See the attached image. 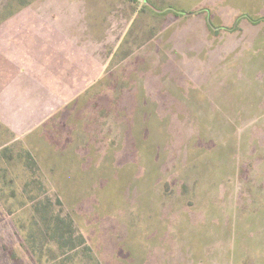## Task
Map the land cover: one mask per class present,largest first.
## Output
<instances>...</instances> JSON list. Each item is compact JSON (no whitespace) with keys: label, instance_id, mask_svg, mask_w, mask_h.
<instances>
[{"label":"rangeland","instance_id":"1","mask_svg":"<svg viewBox=\"0 0 264 264\" xmlns=\"http://www.w3.org/2000/svg\"><path fill=\"white\" fill-rule=\"evenodd\" d=\"M59 1L104 70L25 141L0 124L4 264H38L31 228L50 253L46 198L88 246L54 252L64 264H264V21L185 14L230 26L264 0Z\"/></svg>","mask_w":264,"mask_h":264},{"label":"crops","instance_id":"2","mask_svg":"<svg viewBox=\"0 0 264 264\" xmlns=\"http://www.w3.org/2000/svg\"><path fill=\"white\" fill-rule=\"evenodd\" d=\"M73 9L59 0H33L0 21V124L12 135L8 142L44 131L50 117L60 115L102 76V60L77 38L88 31L77 26ZM197 9H203L198 13H206V20L208 9ZM0 216L1 231L3 202Z\"/></svg>","mask_w":264,"mask_h":264},{"label":"trees","instance_id":"3","mask_svg":"<svg viewBox=\"0 0 264 264\" xmlns=\"http://www.w3.org/2000/svg\"><path fill=\"white\" fill-rule=\"evenodd\" d=\"M33 0H26L25 4L24 2L20 5H17L16 8L12 9L8 14L2 16L0 18V21L8 16L9 14L13 13L14 11L30 4ZM200 11H203V9L199 10H195V11H191V12H188V13H185V14H191V13H197V12H200ZM242 17H245L248 21H250L251 23H259V22H262L264 21V16H261V17H257V18H254L250 15H247V14H244V15H238L236 17V19L234 20V22L230 25V26H219V25H214L211 21V19L209 17H207L206 19V23L208 25V27L213 30V31H233V30H236L238 28V24H239V21ZM44 201H47L50 206H52V203H51V200L49 198H46V199H36L32 202L33 204V209L36 213H39L41 212L42 214L41 215H44L42 216V218L40 217V221L42 223V227H43V224L45 225V229L46 231H48V235H49V238L51 239V244L50 243H45L46 244V247H47V250L50 252L48 255H46L45 259H43V248L41 246V249H38L36 248L37 247V244L35 243V239L32 238V240L30 239L31 237H36V231L33 230V228H31V232L26 234L24 233V239L27 241V244L29 246V249H30V252L32 253V255L34 256L36 262L38 264H55L54 262H57L58 259H59V264H64V260L63 259H60L58 258V256H56L54 254V252L56 253V251H58V253L66 250V249H69V250H73V249H76L77 246H85V248L88 246L86 245V241L84 239V237L79 234V233H74L73 229H72V223L71 221L69 220V227H70V230H69V233L67 235L64 234V231H63V224H64V220L66 219L65 217H62L58 212H55L53 211V208L51 209H48L45 205H44ZM24 200L20 199L19 201V205L20 206H24ZM59 199L56 198L54 203L55 204H59ZM4 207H5V210L7 213L11 214L13 211L11 208H7L5 203H4ZM40 214V213H39ZM33 215V214H32ZM16 227L18 228V230L21 231V225H18L15 223ZM67 227V226H66ZM42 235V234H41ZM55 245V249H53V245ZM66 248V249H65ZM58 258V259H57Z\"/></svg>","mask_w":264,"mask_h":264}]
</instances>
